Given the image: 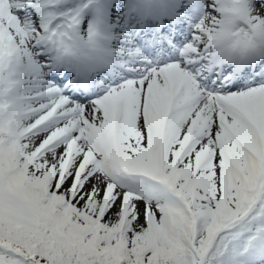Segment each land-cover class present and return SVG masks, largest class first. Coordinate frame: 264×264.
Masks as SVG:
<instances>
[{"label": "snow or ice", "instance_id": "1", "mask_svg": "<svg viewBox=\"0 0 264 264\" xmlns=\"http://www.w3.org/2000/svg\"><path fill=\"white\" fill-rule=\"evenodd\" d=\"M0 264H264V0H0Z\"/></svg>", "mask_w": 264, "mask_h": 264}]
</instances>
